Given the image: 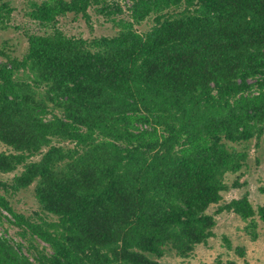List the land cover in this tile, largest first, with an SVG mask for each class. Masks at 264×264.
<instances>
[{"label": "trees", "instance_id": "obj_1", "mask_svg": "<svg viewBox=\"0 0 264 264\" xmlns=\"http://www.w3.org/2000/svg\"><path fill=\"white\" fill-rule=\"evenodd\" d=\"M28 9L42 32L25 33L22 57L0 46V143L10 148L0 173L22 168L0 187L35 184L39 210L20 213L0 195L25 240L0 230V264H163L206 243L223 211L264 221V204L247 195L208 212L226 174L245 166L235 144L264 134V0H31ZM14 10L0 0V29ZM91 10L115 33L59 26L69 14L90 23Z\"/></svg>", "mask_w": 264, "mask_h": 264}, {"label": "rangeland", "instance_id": "obj_2", "mask_svg": "<svg viewBox=\"0 0 264 264\" xmlns=\"http://www.w3.org/2000/svg\"><path fill=\"white\" fill-rule=\"evenodd\" d=\"M15 8L12 13L10 27L6 30L0 29V46L6 43V49L13 55L22 57L28 46L26 32H42L36 21L32 20L26 12L31 0H8ZM40 1V0H38ZM126 8L125 0H117ZM92 18L90 23L84 19H75L72 14L61 18L59 26L69 35L90 38L94 36L112 35L115 28L102 16L91 10ZM149 23L139 25L140 30H146ZM1 61V57H0ZM238 149H245L248 152L243 169L237 173H228L225 176L226 184L229 188L222 192L223 199L219 204H213L208 209L209 213H216L220 205L228 203L233 198H240L247 195L255 209L264 204V134L258 138H253L247 143L235 144ZM9 151L10 148L0 143V151ZM22 168L12 173H0V182L10 183L15 173H19ZM237 181V186L233 184ZM35 184L17 191L6 193L0 187V195H4L10 201L13 208L26 215H34L39 210L38 202L35 198ZM216 225L213 229V236L206 243L199 244L187 257L169 252L162 259L163 264H201L221 259L225 263L235 264H264V221L255 215L253 218L244 220L234 212L223 211L216 214ZM10 220V221H9ZM253 224H256L255 226ZM0 230L3 235L11 240H25L17 234L19 228L13 224L11 215L0 206ZM40 248L48 245L38 240ZM24 252H27L26 247Z\"/></svg>", "mask_w": 264, "mask_h": 264}]
</instances>
